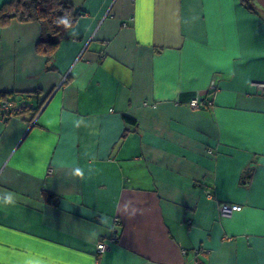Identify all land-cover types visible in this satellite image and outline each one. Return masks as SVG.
Returning <instances> with one entry per match:
<instances>
[{"label":"crops","instance_id":"1","mask_svg":"<svg viewBox=\"0 0 264 264\" xmlns=\"http://www.w3.org/2000/svg\"><path fill=\"white\" fill-rule=\"evenodd\" d=\"M247 1L71 0L50 61L37 22L0 27V264H264V0Z\"/></svg>","mask_w":264,"mask_h":264},{"label":"trees","instance_id":"2","mask_svg":"<svg viewBox=\"0 0 264 264\" xmlns=\"http://www.w3.org/2000/svg\"><path fill=\"white\" fill-rule=\"evenodd\" d=\"M243 1L248 5L247 0ZM80 15L71 0H9L0 7V27H6L12 21L37 22L42 28L43 37L36 45V52L50 61ZM7 95L0 93V100Z\"/></svg>","mask_w":264,"mask_h":264},{"label":"built area","instance_id":"3","mask_svg":"<svg viewBox=\"0 0 264 264\" xmlns=\"http://www.w3.org/2000/svg\"><path fill=\"white\" fill-rule=\"evenodd\" d=\"M256 89L261 97L264 98V80L255 84ZM217 87L215 83L212 81L210 84V87L208 89V99L206 102V105L209 107H212L214 105V99H215V93H216ZM200 101L198 98L193 99L190 102V108L192 110H198L200 109ZM0 111H2L5 114L12 112V106L9 104H2L0 103ZM241 210V207L239 205H222L219 209L220 216L223 218H229L233 213L238 212ZM108 248V245L104 242H100L96 246V253L101 254ZM183 254H185V251H182Z\"/></svg>","mask_w":264,"mask_h":264}]
</instances>
